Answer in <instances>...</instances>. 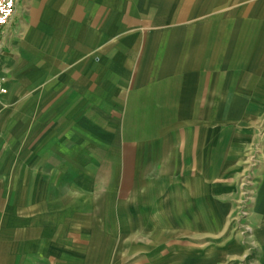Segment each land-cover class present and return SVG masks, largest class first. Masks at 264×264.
<instances>
[{
	"label": "crops",
	"instance_id": "0c3cea01",
	"mask_svg": "<svg viewBox=\"0 0 264 264\" xmlns=\"http://www.w3.org/2000/svg\"><path fill=\"white\" fill-rule=\"evenodd\" d=\"M0 77V264H264V0H16Z\"/></svg>",
	"mask_w": 264,
	"mask_h": 264
},
{
	"label": "rangeland",
	"instance_id": "374dc122",
	"mask_svg": "<svg viewBox=\"0 0 264 264\" xmlns=\"http://www.w3.org/2000/svg\"><path fill=\"white\" fill-rule=\"evenodd\" d=\"M104 162L105 160H102V163ZM243 181L245 183V187H244L245 189L237 191L236 198L232 200L231 202L233 206L231 207V210H230L229 222L227 223V228L222 236H216L213 233L204 234L202 236L200 232L198 233L195 232L193 238L180 239V238H185V237H182L184 236L183 230L185 229L179 227L177 230L179 239L173 240L174 245L179 248H189L190 247L196 250H201L202 246L218 247L219 245L224 246L225 244L229 243L230 244V245L228 244L229 246H234L235 244H237L239 246H242L245 250H247L249 254H254L253 252H255L254 250L255 240L253 239L254 238L253 230L256 224L252 221L250 212L252 211L251 202H253L251 199V195L255 192L251 190L250 188H247L246 186V184L250 180L248 181L247 179H245ZM150 192L153 194L152 190ZM165 193L166 192L164 191V185H163L161 192L159 191V194L161 196H164ZM156 195H157V191H156ZM178 197H179V193H178ZM161 209L164 211V208H161ZM176 209L178 212H182V210L184 211L185 208L177 207ZM132 225H131V228L136 227L134 223ZM144 225L146 226L149 225L148 230H151V231L154 227L153 222H151V224L147 223ZM160 225L162 227L161 236L162 238H164V236L168 234L165 230L168 224H160ZM180 225L182 224H178V226ZM158 234L156 235V237H153L154 233H151L150 238L147 239L148 240L147 245H150V246L155 245V242L157 241V236H159ZM120 241L121 240H118L119 246H120ZM164 241L165 240L163 239L162 242ZM223 241H226V243ZM162 245H165V244H162ZM130 246L131 247L137 246V241L131 240ZM195 258H198V256H195Z\"/></svg>",
	"mask_w": 264,
	"mask_h": 264
},
{
	"label": "built area",
	"instance_id": "2783aa9c",
	"mask_svg": "<svg viewBox=\"0 0 264 264\" xmlns=\"http://www.w3.org/2000/svg\"><path fill=\"white\" fill-rule=\"evenodd\" d=\"M16 9V0H0V50L4 29L10 23ZM7 93L5 80L0 77V95Z\"/></svg>",
	"mask_w": 264,
	"mask_h": 264
}]
</instances>
